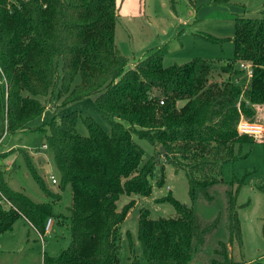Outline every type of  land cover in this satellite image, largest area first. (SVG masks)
Wrapping results in <instances>:
<instances>
[{"label":"trees","instance_id":"obj_1","mask_svg":"<svg viewBox=\"0 0 264 264\" xmlns=\"http://www.w3.org/2000/svg\"><path fill=\"white\" fill-rule=\"evenodd\" d=\"M117 19L116 0H0L2 135L39 117L45 105L38 98L51 100L55 91L58 107L95 96L96 109L108 123L103 130L92 118L72 112L30 129L44 136L42 145L56 171L53 191L31 157H24L26 174L45 202L35 203L23 190L8 187L0 165V194L10 203L0 204V235L19 218L41 235L48 218L68 223V246L55 257L44 256L42 264H121L119 225L134 205L130 200L119 210L122 195L149 196L162 160L183 171L192 203H211V190L223 183V165L242 157L243 144L255 142L238 131L239 122L264 129L256 119L264 108V16L236 18L230 39L201 37L219 45L232 41V56L224 64L193 59L164 67L165 52L157 51L131 68L114 41ZM243 63L250 65V75ZM214 72L225 79L210 82ZM79 119L86 136L76 132ZM133 136L154 148L150 159L144 160ZM260 137L264 145V131ZM155 183H164L162 167ZM242 185L235 177L225 185L226 238L214 246L210 264H240L230 251L236 247L241 254L242 249L237 204ZM67 188L71 201L63 215L59 209ZM257 190L264 194V184ZM161 201L173 207L175 217L151 219L147 210L140 211L142 258L146 264H189L222 215L202 225L191 207L171 196ZM261 231L264 238V206ZM128 260L139 264L131 248Z\"/></svg>","mask_w":264,"mask_h":264},{"label":"rangeland","instance_id":"obj_2","mask_svg":"<svg viewBox=\"0 0 264 264\" xmlns=\"http://www.w3.org/2000/svg\"><path fill=\"white\" fill-rule=\"evenodd\" d=\"M118 19L115 26L114 41L119 51L129 59L131 68L134 63L153 52H165L163 66L181 65L193 59L219 61L224 64L233 53L232 41L222 45L212 43L201 37L230 39L234 34L236 18H258L264 16V0H225L216 4L211 0H116ZM59 73L60 67H59ZM225 75L214 72L209 81L219 83ZM79 76L74 79V85ZM57 91L53 99L38 98L45 105L44 112L30 121L24 128L2 135L0 120V162L4 171V180L8 187L23 192L35 203L45 202L43 192L37 187L29 174H26L24 157H31L36 169L43 176L46 185L56 190L50 182L49 175H56L54 164L47 150H42L44 136L30 132L33 127H40L52 119L76 112L82 117L92 118L103 130H108L104 120L95 106V96L58 107ZM257 115L259 123L264 124V108ZM76 132L87 135L81 119L76 124ZM2 135V136H1ZM255 142L243 144L240 148L241 158L223 165L221 180L223 183L211 190L213 201L207 203L202 199L192 203L188 196V186L182 170L164 164L161 160L154 170L152 190L149 196L122 195L117 201L120 210L130 200L133 207L124 221L119 225L121 233L119 257L121 264H127L130 248L138 256L139 264H146L142 258L137 238V222L141 210H147L151 219L174 218L175 212L168 202L161 199L171 196L181 204L191 207L202 225L213 221L218 215L222 219L218 227L206 236L204 244L194 254L189 264H210L211 253L216 243L226 238L224 189L233 177L243 180L238 192V217L242 232V249L232 248L231 255L240 264H264V238L261 231L264 194L257 187L264 184V145L261 137L250 135ZM144 150V160L155 153L146 141L133 136ZM23 149V153L20 150ZM2 151V152H1ZM21 153V154H20ZM162 167L164 183L157 186L155 179ZM70 190L62 193L60 212L67 215L70 205ZM50 233L42 237L27 223L19 218L13 229L0 235V264H42L44 256L55 257L69 244L70 230L67 222L57 223L53 220Z\"/></svg>","mask_w":264,"mask_h":264},{"label":"built area","instance_id":"obj_3","mask_svg":"<svg viewBox=\"0 0 264 264\" xmlns=\"http://www.w3.org/2000/svg\"><path fill=\"white\" fill-rule=\"evenodd\" d=\"M10 1V0H8ZM241 68L244 69L247 73V75L251 74V67L248 63H243L241 64ZM2 82V80L0 79V83ZM237 129L240 133L246 134V135H254L255 137H259L263 134V126L262 125H252V124H248L246 122H239ZM43 149L46 150V146L43 145ZM50 182L53 185H56L58 183L57 178L51 174L49 176ZM0 204L4 205L5 207H9L10 203L5 200V198L0 194ZM53 219L52 218H48L45 221V226H44V233H50L51 228L53 226ZM39 234V233H38ZM40 237H42L41 234H39Z\"/></svg>","mask_w":264,"mask_h":264},{"label":"crops","instance_id":"obj_4","mask_svg":"<svg viewBox=\"0 0 264 264\" xmlns=\"http://www.w3.org/2000/svg\"><path fill=\"white\" fill-rule=\"evenodd\" d=\"M41 149L42 150H45V149H43V145H42V147H41ZM2 152V151H1ZM50 176V175H49ZM54 176H56V175H54ZM22 219V218H21ZM23 220V222H25V223H27L24 219H22ZM28 224V223H27Z\"/></svg>","mask_w":264,"mask_h":264},{"label":"water","instance_id":"obj_5","mask_svg":"<svg viewBox=\"0 0 264 264\" xmlns=\"http://www.w3.org/2000/svg\"><path fill=\"white\" fill-rule=\"evenodd\" d=\"M160 151L163 152L164 151L163 148H160Z\"/></svg>","mask_w":264,"mask_h":264}]
</instances>
